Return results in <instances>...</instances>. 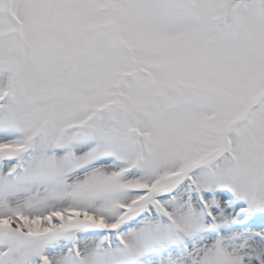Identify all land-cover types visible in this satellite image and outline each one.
Returning <instances> with one entry per match:
<instances>
[{"label": "snow or ice", "instance_id": "6c2138e0", "mask_svg": "<svg viewBox=\"0 0 264 264\" xmlns=\"http://www.w3.org/2000/svg\"><path fill=\"white\" fill-rule=\"evenodd\" d=\"M0 264H264V0H0Z\"/></svg>", "mask_w": 264, "mask_h": 264}]
</instances>
